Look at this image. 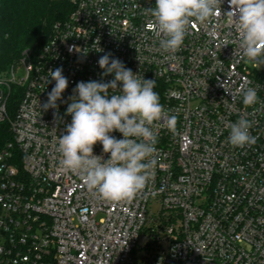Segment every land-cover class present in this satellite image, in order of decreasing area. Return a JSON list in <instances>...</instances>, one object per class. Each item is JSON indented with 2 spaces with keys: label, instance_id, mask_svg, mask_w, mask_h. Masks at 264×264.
<instances>
[{
  "label": "built area",
  "instance_id": "obj_1",
  "mask_svg": "<svg viewBox=\"0 0 264 264\" xmlns=\"http://www.w3.org/2000/svg\"><path fill=\"white\" fill-rule=\"evenodd\" d=\"M72 1L39 52L0 73V123L11 133L0 147V264H264V65L242 58L229 0L174 54L144 14L156 0ZM105 54L155 80L178 117L177 135L158 123L153 177L131 202L90 193L57 151L76 84L114 79L102 76ZM57 67L69 84L45 111ZM248 88L260 102L246 108ZM242 117L256 143L233 147L230 124ZM93 154L110 155L99 142Z\"/></svg>",
  "mask_w": 264,
  "mask_h": 264
},
{
  "label": "clouds",
  "instance_id": "obj_2",
  "mask_svg": "<svg viewBox=\"0 0 264 264\" xmlns=\"http://www.w3.org/2000/svg\"><path fill=\"white\" fill-rule=\"evenodd\" d=\"M240 36L242 58L264 65V0H229ZM222 0H156L155 7L145 8L144 14L153 20V30L160 39V48L170 54L179 51L184 38L197 24L204 25L219 17ZM102 76L114 74V79L80 81L69 98L65 115L71 116L66 134L59 137L57 151L62 167L78 176L87 190L107 202H131L148 185L157 165L158 123L177 135L178 117L169 114L154 90L155 80L133 73L118 58L109 54L98 60ZM48 73L55 81L43 108L57 109V101L67 89L69 81L63 68ZM112 91L110 95L109 92ZM260 102L257 89L248 88L242 103L247 108ZM253 123L240 118L230 124L228 143L244 148L256 143L250 132ZM114 131L122 139L110 135ZM107 159L94 155L97 143Z\"/></svg>",
  "mask_w": 264,
  "mask_h": 264
},
{
  "label": "trees",
  "instance_id": "obj_3",
  "mask_svg": "<svg viewBox=\"0 0 264 264\" xmlns=\"http://www.w3.org/2000/svg\"><path fill=\"white\" fill-rule=\"evenodd\" d=\"M74 9L72 0H0V73L7 72L25 51L40 49L58 21ZM15 104L9 102V114ZM11 139L9 123H0V147Z\"/></svg>",
  "mask_w": 264,
  "mask_h": 264
},
{
  "label": "rangeland",
  "instance_id": "obj_4",
  "mask_svg": "<svg viewBox=\"0 0 264 264\" xmlns=\"http://www.w3.org/2000/svg\"><path fill=\"white\" fill-rule=\"evenodd\" d=\"M39 50H40V49L31 51V52H32V53H31V56L34 57V56L39 52ZM18 65H19V61H18L16 64H14L12 67H17ZM12 67H11V68H12ZM11 68H10V69H11ZM10 69H9V70H10ZM9 70H8V71H9ZM8 71H7V72H8ZM7 72H4V73H7ZM158 209H159V206H157V205H155V206L153 207V210H154V211H158Z\"/></svg>",
  "mask_w": 264,
  "mask_h": 264
}]
</instances>
